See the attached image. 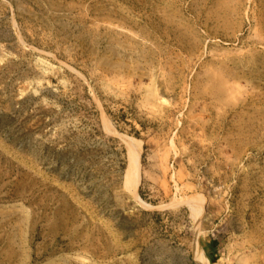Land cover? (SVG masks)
Instances as JSON below:
<instances>
[{"label":"rangeland","instance_id":"rangeland-1","mask_svg":"<svg viewBox=\"0 0 264 264\" xmlns=\"http://www.w3.org/2000/svg\"><path fill=\"white\" fill-rule=\"evenodd\" d=\"M0 264H264V0H0Z\"/></svg>","mask_w":264,"mask_h":264},{"label":"water","instance_id":"water-1","mask_svg":"<svg viewBox=\"0 0 264 264\" xmlns=\"http://www.w3.org/2000/svg\"><path fill=\"white\" fill-rule=\"evenodd\" d=\"M139 168H140V159L138 157H134L132 155L129 156V166H128V171L126 172L124 176V183L126 182L129 174L132 175V178L137 179L139 175ZM133 185L134 183H130Z\"/></svg>","mask_w":264,"mask_h":264},{"label":"bare ground","instance_id":"bare-ground-1","mask_svg":"<svg viewBox=\"0 0 264 264\" xmlns=\"http://www.w3.org/2000/svg\"><path fill=\"white\" fill-rule=\"evenodd\" d=\"M125 141L127 143L128 150H131V151L137 150V145L133 141H130V140H125ZM129 179H132V181H135L134 183H135V189H136L139 183V178L137 177V179H134L132 178V175H130Z\"/></svg>","mask_w":264,"mask_h":264},{"label":"trees","instance_id":"trees-1","mask_svg":"<svg viewBox=\"0 0 264 264\" xmlns=\"http://www.w3.org/2000/svg\"><path fill=\"white\" fill-rule=\"evenodd\" d=\"M216 244H217L216 241H212V243H211V246H212V248H213L214 250H216V249H215V245H216ZM214 253H215V252H214ZM212 261L215 262V261H216V257H215V258L213 257V258H212Z\"/></svg>","mask_w":264,"mask_h":264}]
</instances>
